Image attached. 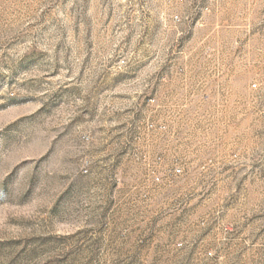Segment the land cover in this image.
Wrapping results in <instances>:
<instances>
[{
    "label": "rangeland",
    "instance_id": "rangeland-1",
    "mask_svg": "<svg viewBox=\"0 0 264 264\" xmlns=\"http://www.w3.org/2000/svg\"><path fill=\"white\" fill-rule=\"evenodd\" d=\"M0 264H264V0H0Z\"/></svg>",
    "mask_w": 264,
    "mask_h": 264
},
{
    "label": "built area",
    "instance_id": "built-area-1",
    "mask_svg": "<svg viewBox=\"0 0 264 264\" xmlns=\"http://www.w3.org/2000/svg\"><path fill=\"white\" fill-rule=\"evenodd\" d=\"M254 87H256V86H254Z\"/></svg>",
    "mask_w": 264,
    "mask_h": 264
}]
</instances>
